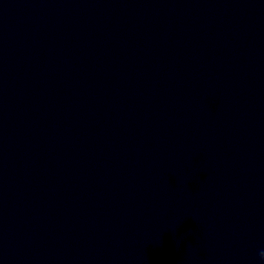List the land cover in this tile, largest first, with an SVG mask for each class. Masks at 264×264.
<instances>
[{
    "label": "clouds",
    "instance_id": "1",
    "mask_svg": "<svg viewBox=\"0 0 264 264\" xmlns=\"http://www.w3.org/2000/svg\"><path fill=\"white\" fill-rule=\"evenodd\" d=\"M259 260L261 261V264H264V249H261L257 253Z\"/></svg>",
    "mask_w": 264,
    "mask_h": 264
}]
</instances>
